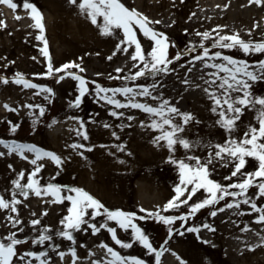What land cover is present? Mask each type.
Masks as SVG:
<instances>
[{"label": "rangeland", "instance_id": "1", "mask_svg": "<svg viewBox=\"0 0 264 264\" xmlns=\"http://www.w3.org/2000/svg\"><path fill=\"white\" fill-rule=\"evenodd\" d=\"M13 2L17 4L16 8L0 0V21L6 20V27L0 26V29H4L2 33L5 35V37L0 35V77H11L20 71L37 83L51 86L55 90V95L49 100L48 94L42 95L34 87H24L11 80L8 83L0 81V96L4 94V85H16L19 90V92L8 93L9 101L14 102L13 106L18 107V111L9 110L5 108V104L1 103L0 137L34 143L65 157L62 168L50 157L40 158L38 162L45 165L39 174L42 183H47L50 178H54V182L62 185L81 186L109 208L119 207L137 211L141 216H147L148 213L143 212L140 206L147 209H155L158 205L162 207L175 194L174 184L179 182L178 168L166 161L168 149L163 141L159 146L153 143V138L159 130L152 129L150 125H141V120L149 119L146 111L131 106L116 108L107 101L98 100L94 95L95 85L91 82L97 81L110 88L125 82L155 84V88L150 89L151 96L131 98L157 105L159 99L170 97V103L175 104L181 111H191L199 119L198 123L193 120L186 126L184 135L211 137L213 140L222 141L226 138V133L215 123L217 115L211 112L212 103L206 91L209 87L208 74L216 70L211 66H204L203 60H191V56L202 51L198 45L201 39L198 33L208 30L216 33L238 32L245 40H264V3H257L256 0H252V3H249V0H123L127 6L145 13L157 29L167 33L170 40L175 41V44L170 45V55L174 56L178 50L190 47L189 41L197 42L195 52L183 56L179 62L173 61L171 65L173 71L161 73L155 77H140L136 81H123L117 77L127 76L129 71L136 69L133 68L131 59V52L135 50L134 44L129 45L128 52L116 49L117 43L123 36L122 32L118 31L116 35H102L98 25L93 24L85 14L80 13L78 7L69 3V0H33L43 12L45 36L54 66L58 67L71 60L82 63L84 71L81 74L88 78L89 87L93 89L92 93L85 95L83 103L78 108L70 107L71 100L77 94L78 82L71 77L58 80L51 76L33 75V73L47 71L48 59L42 52L43 41L36 39L39 29L32 26L33 20L27 15L29 10L23 8V0H13ZM253 8H257V11L252 12ZM98 22H102V17L98 18ZM217 25L225 27L217 28ZM136 27L138 29V26ZM62 32L64 35H69L68 39ZM138 37L144 49L150 51L153 44L151 39L145 37L142 31H138ZM25 39L33 41L36 45V48L26 45V49L30 51V58L36 62L17 58L19 55L17 53H21L24 49ZM214 39L216 37L212 36L205 43L210 44ZM210 51H223L226 55L247 59L250 62L264 59V53L245 54L239 47L210 48ZM113 52L116 54L113 55ZM5 54L7 59L3 58ZM110 56L111 59H109ZM222 59L217 58V62H221ZM185 61L189 62L185 63ZM250 66L259 71L255 63H250ZM117 68H122L123 71L117 73ZM252 84L254 91L264 92V79L253 81ZM117 98L126 100L129 97L117 93ZM27 104H44L46 111L41 116L38 108L29 109ZM110 108H116L125 115L114 116L109 111ZM30 112L35 115H30ZM254 115L253 111L248 110L242 119L249 121ZM76 116L84 119L90 134L89 140H83L76 134L75 129L79 127V121L74 119ZM129 116L133 119L129 120ZM10 120L20 125L15 133L10 131L8 123ZM176 120L180 122L181 118L177 116ZM106 123L111 127H105ZM121 124L124 126L121 127ZM113 131H117L119 136L113 137ZM73 141L91 143L95 147L90 150L73 149L71 147ZM123 141L127 142L125 147L130 151L117 148V145ZM25 151L26 155H34ZM79 151H83L85 156H80ZM194 151L197 155H207V148L204 145ZM0 153H5L0 155V192L10 197L11 180L21 169H25L26 172L31 171L33 165L30 160L22 158L19 154L9 153L3 144H0ZM176 155L186 157L187 153L182 147H178ZM118 157L122 158L123 162ZM256 164L254 158H249L246 168L251 170ZM214 167L213 178L225 184L230 183L224 180V177L228 176L232 167L220 164ZM57 172L59 175H56ZM26 180L27 175L24 178L25 182ZM249 191L255 193L256 186H252ZM64 194H67L66 189ZM206 195L207 193L200 189L193 195L190 203ZM231 199L232 197L228 196L219 201L216 207L222 210L215 216L210 215L212 209L206 206L198 211L195 217L189 219V223L214 225V230L200 228L199 234L195 231H185L183 234L177 232L168 238L167 225L163 222H158L154 218L137 219V222L150 235L154 246L159 247L168 238V243L164 245L165 251L161 254L160 264H264V250L257 248V245H262L260 240L263 237H241L234 232L233 228L239 211L236 206L223 207ZM258 202L264 204V200L261 201L259 198ZM69 204L68 200L55 201L50 194L40 196L33 193L24 199L18 207L19 215L23 217L25 231L17 235H27L29 240L18 245L19 250L29 248L42 250L44 247V245L31 243V237L34 234L28 221L35 218L33 213L41 217L42 224H51L52 231H55L62 227L59 221L67 213ZM241 204L243 208L250 207L243 201ZM45 208L48 212L42 215ZM188 210L187 206L181 205L179 209H170L164 214L179 215L180 211ZM6 214V210L0 209V236H5L9 230L15 231L7 223ZM101 219L102 216H98L94 218V222L98 223ZM111 223L117 226L115 222ZM180 223L181 221L177 220L174 226L179 228ZM84 227L88 228L87 232L82 229L75 232V244L66 238L53 237L55 243L61 245L60 249L50 250L48 253L53 264H72L71 253L66 251L72 246L77 249L78 259L75 264H94L95 261L107 264L105 257L109 254L100 244L102 240L116 247L123 255H138L148 259L149 264H155V255L149 254L138 242L130 248H121L115 244L106 229L93 233L88 224ZM117 228L121 238L130 239L131 229L125 231L118 226ZM249 244L256 246L249 248L247 247ZM61 250L65 251L63 259L57 254Z\"/></svg>", "mask_w": 264, "mask_h": 264}, {"label": "snow or ice", "instance_id": "2", "mask_svg": "<svg viewBox=\"0 0 264 264\" xmlns=\"http://www.w3.org/2000/svg\"><path fill=\"white\" fill-rule=\"evenodd\" d=\"M4 3L16 8L17 4L13 0H3ZM257 3H264V0H256ZM69 3L76 5L80 13L85 14L93 24H97L102 35H116L122 32L123 36L116 45V49H122L124 52L129 51V45L134 44L135 50L131 52L133 68L135 71H129L127 76H118L123 81H136L140 77L157 76L161 73L173 71L171 65L173 61L179 62L183 56L189 55L190 52L196 51L197 42L189 41V46L183 50H178L176 54L170 55V45L175 44L171 41L168 34L162 32L154 26V22L142 11L127 6L123 0H69ZM252 3V0H249ZM23 8L29 10L27 15L33 20L32 26L39 29L36 39L43 41L42 52L48 59L46 65L47 71L33 73L34 76L55 77L63 80L65 77L74 78L77 82V94L71 100L70 107H79L83 103L86 94L92 93L93 89L89 87V80L81 73L84 71L82 63L75 60L67 61L54 66L48 46V40L45 36V23L42 10L33 0H23ZM227 6V5H225ZM102 17V22L98 18ZM19 18V15H17ZM158 23V22H155ZM0 26L6 27V20L0 21ZM138 26V29L137 27ZM217 28L225 27L217 25ZM138 31H142L145 37H149L153 42L150 51L145 50L141 40L138 37ZM187 31V29H185ZM251 31V30H249ZM201 39L198 45L202 51L197 55L191 56L192 61L203 60L204 66H211L216 71L208 74L206 88L208 97L212 103L211 112L217 115L215 123L222 127L226 133V138L222 141L213 140L211 137H189L184 135L185 128L193 120L199 122L198 117L191 111H181L175 104L170 103L169 98L159 99L157 105L146 102H140L132 99L135 96H151L150 89L155 88V84H129L123 83L116 87H107L97 81L91 83L95 85L94 95L98 100L109 102L116 108L131 106L142 109L149 114L147 121L141 120L142 126L150 125L152 129L159 130L153 138V143L160 145L163 141L164 146L168 149L166 161L176 165L179 172V182L174 184L175 194L171 196L163 205L156 206L155 209H147L140 206L142 211L148 213L147 216H141L137 211L125 210L122 208H109L99 198L87 191L84 187L74 185H62L54 182L50 178L47 183L41 182L40 173L45 167L39 163L41 157H50L56 165L63 167L64 156L53 150H48L34 143H24L15 139L9 140L0 137V144L7 147L8 152H15L22 158L28 159L33 165L31 171L21 169L17 172L16 177L11 180V195L7 197L0 192V209L6 210V221L15 229L9 230L5 236H0V264H53L50 250L60 249L61 245L55 243L53 237L59 236L76 242L75 232L77 230L88 231L84 225L88 224L93 233L106 229L112 240L121 248H130L134 243L142 245L149 254L155 255V264H160L161 254L165 251L164 245L168 243L174 233L183 234L185 231H195L199 234L200 228L214 230L213 224H196L189 223V219L196 216L197 212L206 206L211 207L210 215L215 216L222 209L216 207L219 201L225 197H232L223 207L228 208L236 206L239 214L245 212L258 213L253 217L257 222H264V204L258 202V198L264 197V92L253 90V81L264 79V59L250 62L247 59H241L233 55H226L223 51H210V48L232 49L239 47L245 54L264 53V40L255 41L252 39L245 40L239 33H216L208 30L198 33ZM215 36L210 44H206L210 37ZM116 53L113 52V55ZM217 58H223L217 62ZM111 59V56L109 57ZM189 61H185L188 63ZM250 63L258 65L259 71L254 70ZM139 66V67H137ZM78 69L79 71L73 70ZM122 68H117L116 72L121 73ZM223 73V74H221ZM110 79L112 77H109ZM9 80L24 87H34L40 94H48L50 100L55 95V90L45 83H37L25 76L23 72L17 71L11 77L2 76L0 81L8 83ZM188 83L187 81H184ZM159 83V81H156ZM117 93L129 97L126 100L117 98ZM5 108L18 111L13 105L5 102ZM29 109L38 108L42 116L45 111L44 104H27ZM116 108H110L109 111L117 117L124 116L125 113L117 111ZM248 110L254 112L252 120L245 121L242 119L244 113ZM35 115L34 113H29ZM181 118L177 122L176 117ZM79 121V127L75 129L77 135L83 140H89L90 134L83 118L74 117ZM92 119V117H89ZM133 119L132 116L128 117ZM10 131L15 133L19 124L8 121ZM258 125V126H257ZM124 125L121 124V127ZM105 127H111L107 123ZM242 130V134H241ZM113 137H118L117 131L112 132ZM126 141L117 145L119 150L130 151L125 147ZM204 145L207 148V155L201 156L195 154L194 149ZM73 149H92L95 145L91 143H82L73 141ZM178 147H182L186 157L177 156ZM34 155H26V151ZM5 153H0L4 155ZM79 155L84 157L85 153L79 151ZM70 158V157H69ZM249 158H254L257 164L248 170L246 165ZM118 159L122 158L118 157ZM195 161V163H192ZM123 162V161H122ZM231 166L232 170L224 180L230 183H223L213 178L212 173L215 171V165ZM12 167V165H9ZM27 175L26 182L24 181ZM59 175V172L56 173ZM235 177V179H233ZM256 186L257 191L250 193V188ZM191 186V187H189ZM67 194H64V190ZM203 189L207 195L195 202H191L192 197L198 190ZM40 196L51 195L55 201H70L67 213L60 219V229L52 231L51 224H42L41 217L32 215L35 218L29 219L28 223L32 226L33 236L31 243L33 245H44L42 250H32L31 248L23 251L19 250L18 245L29 240V236H18L17 233H23V217L19 215V204L30 194ZM186 194V195H185ZM183 197V198H181ZM24 198V199H22ZM250 205L249 208H240L241 202ZM181 205L187 206L188 211H180L179 215L164 214L167 210L179 209ZM48 209L43 210L42 215H46ZM102 216L97 223L94 218ZM154 218L158 222L167 225L168 238L159 246H154L153 240L145 228L137 222V219L146 220ZM180 220L179 228L175 227V222ZM130 232V239L121 238L118 235L117 226ZM251 227L245 223L246 230ZM48 241L50 243L46 244ZM264 244V238L260 240ZM100 244L107 250L108 256L105 257L107 264H149V260L138 255H123L116 247L108 244L106 241H100ZM256 245L249 244L247 247L254 248ZM71 253L72 264H75L77 249L72 246L66 249ZM91 252V249H89ZM61 259L65 256V251L57 253ZM94 264H101L95 261Z\"/></svg>", "mask_w": 264, "mask_h": 264}, {"label": "bare ground", "instance_id": "3", "mask_svg": "<svg viewBox=\"0 0 264 264\" xmlns=\"http://www.w3.org/2000/svg\"><path fill=\"white\" fill-rule=\"evenodd\" d=\"M254 11H257V8H253L252 12ZM4 29H0V33L3 32ZM63 36L68 39V36L67 34L64 35V33L62 32ZM2 37H5V35L0 34ZM30 40H27L25 39V43H24V49L21 53H17V58L19 59H25L27 61H30V62H36V60H33L30 58V51L28 49H26V45H29L33 48H36V45H34L35 43H33V41H30ZM3 58H6L7 59V55L5 54L3 56ZM19 92L18 90V87L16 85H4L3 86V95L0 96V107H1V103L5 104V102H7L8 104H11L13 105V101H9V95L8 93L10 92ZM0 113H2V110L0 109ZM258 126V125H257ZM241 134H242V130H241ZM223 135H224V131H223ZM261 201L264 200V197H261L259 198ZM240 208H243V205L241 204L240 205ZM258 213L256 214H253L252 212H248L246 215L245 214H237V217H236V223L234 225V232H236L239 236L241 237H250V236H258V237H263L264 238V222H257L253 219V217L255 215H257ZM245 223H249L251 225V227L247 228L246 230H241L244 228V225ZM257 248H259V250H264V244L262 245H257Z\"/></svg>", "mask_w": 264, "mask_h": 264}]
</instances>
